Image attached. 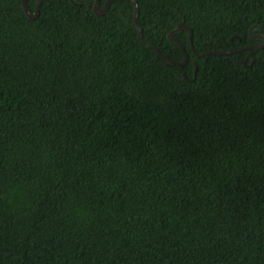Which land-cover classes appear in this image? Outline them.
Listing matches in <instances>:
<instances>
[{
  "label": "trees",
  "instance_id": "trees-1",
  "mask_svg": "<svg viewBox=\"0 0 264 264\" xmlns=\"http://www.w3.org/2000/svg\"><path fill=\"white\" fill-rule=\"evenodd\" d=\"M136 1L174 61L179 23L263 42L264 0ZM94 2L0 0V264H264V46L183 29L167 64Z\"/></svg>",
  "mask_w": 264,
  "mask_h": 264
},
{
  "label": "water",
  "instance_id": "water-1",
  "mask_svg": "<svg viewBox=\"0 0 264 264\" xmlns=\"http://www.w3.org/2000/svg\"><path fill=\"white\" fill-rule=\"evenodd\" d=\"M99 1L100 0H95L94 2V5H93V12L100 16L102 14H104V12L106 11V9L108 8L111 0H107L105 2V4L103 5V7H100V4H99ZM133 4H134V21H135V24H136V27H137V31H138V37L140 39V41L142 43H144L145 45H147L148 47L152 48L156 53L162 55L164 57V59L166 60V63L167 64H174V65H178V66H183L186 62H187V59H188V55L187 53L185 52L184 48L182 47L181 43L175 38L173 37V33L176 32V31H179V30H187L188 31V39H189V43H190V48H191V51L192 53L195 55V56H198V57H201V56H204V55H208V54H212V53H219V54H225V53H236L238 51H242V50H245V49H248V48H252V47H263L264 46V33L263 34H255V35H251L252 38H255V37H258L260 39L263 40L262 43L260 44H254V45H247V46H244L242 48H239V49H234V50H209V51H204V52H196L194 50V47L192 45V30L188 27V26H185L183 25L182 23H179L178 26L176 28H174L173 30H170L168 32V37L170 40L172 41H175L177 43V45L180 47L182 53H183V59L181 61H174L173 59H171L170 57H168L167 55H164L161 53V51L156 48L155 46H153L152 44L146 42L143 37H142V31H141V28L138 24V3L136 0H130ZM22 2V6H23V9H24V12L25 14L30 18V19H35L39 13V6L41 4V0H37L36 1V5H35V9L34 11H31L28 3L26 0H21ZM259 28L261 29L263 32H264V28L260 27L259 25H252L250 28H249V31H251L253 28ZM253 60L251 59L250 63L252 62ZM241 63L243 65H246V62L245 60H242ZM194 74L195 72L197 71V66L195 64L194 66ZM183 77L185 79H188L187 76L185 74H183Z\"/></svg>",
  "mask_w": 264,
  "mask_h": 264
},
{
  "label": "flooded vegetation",
  "instance_id": "flooded-vegetation-1",
  "mask_svg": "<svg viewBox=\"0 0 264 264\" xmlns=\"http://www.w3.org/2000/svg\"><path fill=\"white\" fill-rule=\"evenodd\" d=\"M260 44V43H259Z\"/></svg>",
  "mask_w": 264,
  "mask_h": 264
}]
</instances>
